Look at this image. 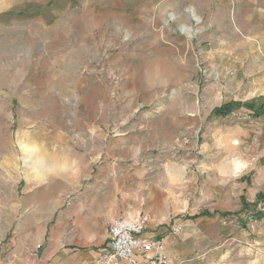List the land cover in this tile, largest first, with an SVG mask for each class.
Segmentation results:
<instances>
[{"label":"rangeland","instance_id":"rangeland-1","mask_svg":"<svg viewBox=\"0 0 264 264\" xmlns=\"http://www.w3.org/2000/svg\"><path fill=\"white\" fill-rule=\"evenodd\" d=\"M262 104L264 0H0V264L13 200L57 180L65 205L107 191L129 220L171 202V264H264V149L221 164L222 116ZM153 150L188 166L113 179Z\"/></svg>","mask_w":264,"mask_h":264},{"label":"crops","instance_id":"crops-1","mask_svg":"<svg viewBox=\"0 0 264 264\" xmlns=\"http://www.w3.org/2000/svg\"><path fill=\"white\" fill-rule=\"evenodd\" d=\"M222 117L230 118L227 120V123L230 122L227 130L232 134L229 147L236 152L234 157L223 154V166L230 167L243 161L240 152L254 154L257 147L264 149V104L259 109H235ZM219 143L216 144L219 146ZM199 148L202 153L204 148L202 145ZM175 154V151L161 152L157 157L153 150L145 154L146 158L141 159V168L134 173H114L112 177L120 181L129 180L130 175L142 180L151 179L156 174L152 165L158 161L159 171L167 173L168 178H173L188 166L170 160ZM119 162L122 165V159ZM191 179L193 180L192 176ZM59 181L52 184L41 183L35 191L29 185L24 190L23 203L16 204L14 199L9 206L12 212L24 214L22 220L16 223L17 226H11L13 230L9 233L13 237L8 243L7 255L13 256L14 264H93L96 257L106 250L108 227L112 219L119 216L117 213L120 210L112 206L113 194L86 189L73 195L71 202L65 205L64 185ZM124 205L127 206L126 203ZM120 212L125 214L127 211ZM175 212L171 202L164 212L151 209L145 215L149 221V231L164 234L170 224L171 214ZM35 213L40 215L36 216ZM181 248L177 237L169 235L167 250L170 258L174 253L182 254Z\"/></svg>","mask_w":264,"mask_h":264},{"label":"built area","instance_id":"built-area-1","mask_svg":"<svg viewBox=\"0 0 264 264\" xmlns=\"http://www.w3.org/2000/svg\"><path fill=\"white\" fill-rule=\"evenodd\" d=\"M183 230L182 223L173 222L164 234L151 233L146 216L132 220L117 216L108 227L107 248L93 264H171L167 238L178 237Z\"/></svg>","mask_w":264,"mask_h":264},{"label":"trees","instance_id":"trees-1","mask_svg":"<svg viewBox=\"0 0 264 264\" xmlns=\"http://www.w3.org/2000/svg\"><path fill=\"white\" fill-rule=\"evenodd\" d=\"M261 197L264 198V194H262ZM243 204H244L245 207L247 206V202L245 201V199H243Z\"/></svg>","mask_w":264,"mask_h":264}]
</instances>
